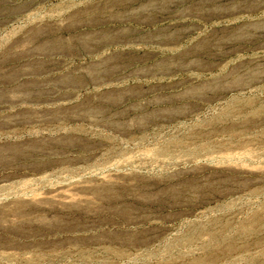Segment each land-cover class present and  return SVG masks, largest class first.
<instances>
[{
  "label": "rangeland",
  "instance_id": "obj_1",
  "mask_svg": "<svg viewBox=\"0 0 264 264\" xmlns=\"http://www.w3.org/2000/svg\"><path fill=\"white\" fill-rule=\"evenodd\" d=\"M0 264H264V0H0Z\"/></svg>",
  "mask_w": 264,
  "mask_h": 264
}]
</instances>
